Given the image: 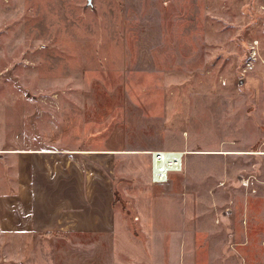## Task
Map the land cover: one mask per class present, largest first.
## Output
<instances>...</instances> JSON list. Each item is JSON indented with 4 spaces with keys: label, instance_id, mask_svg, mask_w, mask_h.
<instances>
[{
    "label": "rangeland",
    "instance_id": "rangeland-1",
    "mask_svg": "<svg viewBox=\"0 0 264 264\" xmlns=\"http://www.w3.org/2000/svg\"><path fill=\"white\" fill-rule=\"evenodd\" d=\"M243 2L0 0V215L26 195L57 221L27 264H264V11ZM163 149L182 168L152 183Z\"/></svg>",
    "mask_w": 264,
    "mask_h": 264
},
{
    "label": "crops",
    "instance_id": "crops-1",
    "mask_svg": "<svg viewBox=\"0 0 264 264\" xmlns=\"http://www.w3.org/2000/svg\"><path fill=\"white\" fill-rule=\"evenodd\" d=\"M249 4L254 6L257 10L260 9L264 11V0H244V2L241 4V8H244ZM38 150L39 149H26V150L22 149V152L23 151L35 152ZM261 150H264V149H261ZM2 152H5V151H2ZM261 155H264V154H261ZM178 171L179 170H174V171H170V173L178 172ZM165 178L166 177H164L163 179ZM151 182L161 183V182H153L152 180ZM20 186H21V183H20ZM24 191L26 193L25 189ZM20 196H23V195H20ZM30 197L31 199L34 198V201L37 198L38 200H40L39 198L40 194L37 193V191H35L34 194L30 195ZM4 199L5 197L3 196L2 200ZM19 199H20V202L18 205V216L15 215L14 217H12L11 215H5L4 211L0 215V264H11V263L27 264L26 257L28 255H31V252H33V248L31 247V245L33 243V240L36 237V234H38L39 231L43 230L44 224L53 225L57 223L56 219L52 218V221H48L51 219L44 218L41 215V212H42L41 204L38 207H36V204L34 207L31 206L29 214H28L26 203H24L26 200V195H25V199H22V198H19ZM21 200H24V202ZM87 221L88 222L91 221L90 216L84 217L83 222L85 223ZM15 224H17V226ZM12 225H15V226L12 227ZM14 234L17 235V239L15 238ZM262 239H264V237ZM14 240H18V250L13 251L12 253L11 246L15 243Z\"/></svg>",
    "mask_w": 264,
    "mask_h": 264
},
{
    "label": "bare ground",
    "instance_id": "bare-ground-1",
    "mask_svg": "<svg viewBox=\"0 0 264 264\" xmlns=\"http://www.w3.org/2000/svg\"><path fill=\"white\" fill-rule=\"evenodd\" d=\"M163 150H165V151H163ZM163 150L157 151L158 153H162V152L164 153V156H161L160 158H157L159 164L155 163L154 153H150V154H151L152 159L154 161V165L159 168V172L157 174L158 179H160L162 181H166L167 180V173H168L169 169L182 168V156H183V154H185L184 153L185 150H183V152H181L182 156H181L180 162H179V154L180 153H178L176 151H181V150H174V149H163ZM6 151H16V150L7 149ZM85 152H90V151L89 150H85ZM244 152L245 151H242L241 153H244ZM246 152H248V151H246ZM224 153H227V152H224ZM256 153H261L262 154V153H264V151L256 152ZM165 155H167V156L165 157ZM158 157H159V155H158ZM166 168H168V169H166ZM154 176H155L154 178H156V174ZM164 177H166V178L163 179ZM245 183H246V181H245Z\"/></svg>",
    "mask_w": 264,
    "mask_h": 264
},
{
    "label": "built area",
    "instance_id": "built-area-1",
    "mask_svg": "<svg viewBox=\"0 0 264 264\" xmlns=\"http://www.w3.org/2000/svg\"><path fill=\"white\" fill-rule=\"evenodd\" d=\"M181 168H179V169H169L168 170V172H170V171H174V170H180ZM149 174H150V178H151V180L153 181V182H163L162 180H160V179H158V176H157V174H158V172H159V168L158 167H156L155 165H154V161H153V159H151V163H150V167H149ZM156 174V178H154L155 175Z\"/></svg>",
    "mask_w": 264,
    "mask_h": 264
}]
</instances>
